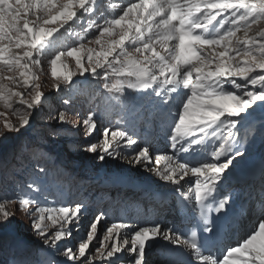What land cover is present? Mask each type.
I'll return each instance as SVG.
<instances>
[{"label": "snow or ice", "instance_id": "6c2138e0", "mask_svg": "<svg viewBox=\"0 0 264 264\" xmlns=\"http://www.w3.org/2000/svg\"><path fill=\"white\" fill-rule=\"evenodd\" d=\"M77 21L85 35L78 46L55 50L50 58L52 76H57L58 65L67 68L62 57L73 58L84 79L74 82L73 74L66 72L64 80L70 85L102 87L118 117L115 124L100 128L97 113L90 112L82 124L86 136L100 132L102 152L98 142L92 141L83 150L97 153L101 162L117 155L128 159L117 151L123 144L135 153L136 163L150 162L156 151V162H167L156 173L165 186L179 193L187 234L161 223L122 233L121 229L131 226L125 221L109 226L101 211L77 240L80 218L88 213L86 204L38 208L31 223L42 245L37 258L23 238L8 231L12 214L0 203V248L10 257L5 264H150V246L156 241L171 246L164 264H264V168L259 196L253 198L254 186L248 193L252 204L247 211L255 214L254 226L236 246L229 240L246 209L243 204L236 207L227 185L254 138L246 133L255 129L264 139V119H251L242 126L251 116L249 110L264 109V0H0V71L20 70L19 82L11 76L4 79L34 93L32 99H25L23 92L0 83L5 107H10L13 97L24 106L18 126L5 121L7 132L33 129L43 99L34 68L58 36L70 32ZM90 32L94 35L89 36ZM102 37L109 38L107 46ZM86 42L100 45L101 50L88 48V55L82 57ZM97 68L104 70L97 72ZM62 91L58 86L57 92ZM65 111L50 115L57 123L36 132L30 143L16 145L10 154L4 152L0 182L15 179L25 165H31L35 179L29 187L35 186L37 193L68 182L64 168L43 150L53 143L49 137L65 130ZM155 139L167 141L171 154L153 150ZM210 140L211 159H182ZM189 174L195 178L194 187L186 181ZM156 195L164 200L167 193ZM29 203L24 199L21 207ZM46 221L59 223V228L50 232ZM177 250L190 259L176 260ZM217 250L223 251L222 257L215 254Z\"/></svg>", "mask_w": 264, "mask_h": 264}, {"label": "rangeland", "instance_id": "374dc122", "mask_svg": "<svg viewBox=\"0 0 264 264\" xmlns=\"http://www.w3.org/2000/svg\"><path fill=\"white\" fill-rule=\"evenodd\" d=\"M112 2H115L112 0ZM122 3V1L115 2ZM112 10H109L111 14ZM35 19V16L32 17ZM87 19V18H86ZM254 30L257 26H253ZM63 33V29H61ZM85 33L82 30L81 23L79 21L71 28L70 32L64 33L63 36H58L55 44H53L49 49H47V54L40 56V65L34 68V72L37 76L35 81L39 85V91L43 94L42 104L37 106L40 115L33 122V129L24 131L21 133H9L4 129V123L8 122L19 125L20 116L24 115V106L20 105L16 98H11L10 107H5L3 101H0V158L3 157L4 152L9 151L16 145L28 144L32 141L36 132L47 131L49 125H54L57 122L50 119V115H55L60 110L65 111L66 123L64 125V131H61L58 135L54 137H49L51 144L43 146V150L48 151L49 155L56 157V164L61 165L67 176L70 177L68 182L63 186L53 187V190L47 193H37L35 186L26 191L23 195L18 194L14 189L7 190L0 189V203H4L6 209L12 214V224L8 231L14 235L23 238L32 248L33 252L36 253V257L39 258V252L42 248L40 238L35 235L34 230L31 227L33 216L36 215V209L38 208H53L58 209L61 206H67L76 202H71V197L73 194H77L76 197L80 196L83 199L81 202L88 206V213L80 218V231L76 234V239L79 240L85 235V231L89 221L98 212L106 213L104 218V223L111 225L112 222L125 221L131 227L129 229H121L123 232H131L136 229L135 217L133 210L136 206L137 201L142 196V193L137 192L132 195L130 192L134 189L136 184H148V185H161L164 181L160 180L156 173L157 169L162 170L164 165L167 163L165 161H160L159 163L155 160V154H152V160L150 162L136 163L133 159L135 155L131 149H127L123 146L117 149L118 152L124 153L128 156V159H122L119 155L115 158L106 157L105 161L101 162L97 159V153H91L83 150V147L88 141L98 142V152H102V139L100 132L97 131L92 136H86V129L84 128L82 121L87 118L90 112L95 111L97 113L96 119L100 122L99 127L102 128L108 124H115V120L118 118L115 114V110L112 105L108 102V94L103 90V88L86 87L83 83L69 84V82L64 80V74L66 72H71L73 74L72 80L74 82L83 81L76 62L71 57H62V63L67 65V68H63L58 65V74L56 77L52 76V67L50 64V58L54 55L55 50L58 48L71 46L73 44H79V38L84 36ZM89 36H93L94 33H89ZM242 35V33H238ZM118 38V37H116ZM51 39V38H49ZM105 46L110 43L109 38L102 37ZM126 47L128 45L126 44ZM91 48L95 51H100L101 46L96 45L94 42L85 43V51L82 53V57L86 58L88 55L87 49ZM13 51L19 53V49H13ZM84 66L91 72V66L86 62ZM3 66L0 65V68ZM105 67H107L105 65ZM103 68H97V72H102ZM20 70H14L13 72L0 71V83L5 84L8 88L13 91H21L24 93L25 99H32L33 91L31 89H25L22 86H16L12 84L9 80L4 79V77H14L16 81H20ZM87 75V73H86ZM111 80L117 79L116 77H111ZM93 83L95 82V77H91ZM63 89L62 92H57V87ZM7 90V89H6ZM67 100L69 103L64 104L63 101ZM251 116L245 120L243 127H246L251 119L259 121L264 119V109L255 108V110H249ZM122 126V125H121ZM245 133H241L244 135ZM250 138L254 136L252 142L247 146L245 156L242 160L245 163L247 160L259 159L264 164V139H262L255 131V129L246 133ZM215 139V138H213ZM158 143L160 140L156 139ZM153 143V141H152ZM212 145V141H209ZM155 144V142H154ZM207 144H205L206 146ZM135 147V146H133ZM200 150L193 151L183 157L194 158ZM59 153V157L55 154ZM171 154V153H170ZM169 154V155H170ZM182 157V159H183ZM9 155V159H10ZM185 160V159H184ZM240 162V161H239ZM250 162V161H249ZM248 162V163H249ZM247 163V164H248ZM246 164V165H247ZM246 165L242 170L245 169ZM28 167V174L25 177L33 175L31 165H25ZM152 169L149 171L148 169ZM191 176V175H190ZM23 177V175H22ZM126 179L131 182V184H123L122 179ZM188 177H186L187 179ZM257 179V178H256ZM157 180V182H154ZM88 182L92 187L89 191H94L95 186L102 183L103 187L108 190L106 191V197L109 201V208L104 204L106 201L101 202L95 207H93L94 196H89L88 194H83L78 192L81 189H73V186L80 184L82 182ZM120 185H117V184ZM122 185L128 188V190L122 188ZM156 187V186H155ZM259 188V187H258ZM47 191V187L44 189ZM26 193H32L28 198L24 195ZM140 193V194H139ZM103 196V194L98 197ZM5 198V199H2ZM28 199L30 201L27 207H21V201ZM234 199V198H233ZM236 201V200H235ZM31 213V215H29ZM48 213H46L47 215ZM56 215V213H52ZM125 219V217H127ZM48 225V230L50 232L55 231L59 228V223L54 224L52 221H46ZM149 262L150 264H162L160 257L156 256L157 245L153 244L149 250ZM4 254L2 248H0V256ZM10 257H7V260ZM162 259V258H161ZM5 264V263H4Z\"/></svg>", "mask_w": 264, "mask_h": 264}, {"label": "trees", "instance_id": "16d2710c", "mask_svg": "<svg viewBox=\"0 0 264 264\" xmlns=\"http://www.w3.org/2000/svg\"><path fill=\"white\" fill-rule=\"evenodd\" d=\"M2 159V158H0ZM53 161L56 163V157L53 158ZM51 163V162H50ZM28 167H23L21 168L16 175V178L7 182H0V189H2V194H3V189L5 190H10V189H14V191L18 192V194H24L26 191H29L30 188L29 184H31L33 182V180L35 179V177L33 175L29 176V177H25L28 174ZM23 175V177H22ZM53 190V187H47V191H43V193H47L48 191ZM9 192V191H8ZM11 193V192H9ZM32 193H26L24 196L26 198H28V196H30ZM5 199V198H2ZM1 200V199H0ZM36 255V253H35ZM8 255L6 253H2L0 256V264H4L5 261L7 260Z\"/></svg>", "mask_w": 264, "mask_h": 264}, {"label": "bare ground", "instance_id": "6f19581e", "mask_svg": "<svg viewBox=\"0 0 264 264\" xmlns=\"http://www.w3.org/2000/svg\"><path fill=\"white\" fill-rule=\"evenodd\" d=\"M253 170V172L252 173H254V171H255V169L256 170H260V163L259 164H254L253 162H249L247 165H246V167H245V169L244 170ZM191 174H189V176H190ZM188 176V177H189ZM257 177H253V175L251 174V175H249V179H248V182H254V183H256L257 182V179H256ZM163 183H165V182H163ZM259 185H260V183H256V184H253V185H250V184H248L247 185V187H245V190H246V192H248L249 193V191L251 190V188L254 186L256 189H257V191H255V192H253V198H257L258 196H259V192H258V187H259ZM187 189V187L185 186V189L184 190H186ZM191 196L192 197H194V193H192L191 194ZM236 202V201H235ZM156 242H161V241H156ZM162 247L167 251V249L169 248V247H171V246H169V245H166L164 242L162 243ZM184 251H185V253H187L189 250L188 249H184ZM175 253H183V250H177Z\"/></svg>", "mask_w": 264, "mask_h": 264}]
</instances>
